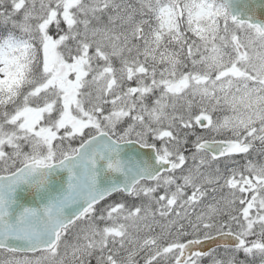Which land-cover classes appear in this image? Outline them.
<instances>
[{"label": "snow or ice", "instance_id": "snow-or-ice-1", "mask_svg": "<svg viewBox=\"0 0 264 264\" xmlns=\"http://www.w3.org/2000/svg\"><path fill=\"white\" fill-rule=\"evenodd\" d=\"M0 264H264V0H0Z\"/></svg>", "mask_w": 264, "mask_h": 264}]
</instances>
